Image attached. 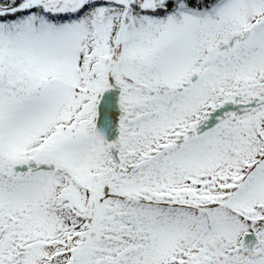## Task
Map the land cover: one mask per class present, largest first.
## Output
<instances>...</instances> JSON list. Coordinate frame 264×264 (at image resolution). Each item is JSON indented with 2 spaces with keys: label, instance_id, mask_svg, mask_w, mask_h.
<instances>
[{
  "label": "snow or ice",
  "instance_id": "1",
  "mask_svg": "<svg viewBox=\"0 0 264 264\" xmlns=\"http://www.w3.org/2000/svg\"><path fill=\"white\" fill-rule=\"evenodd\" d=\"M0 264H264V0H0Z\"/></svg>",
  "mask_w": 264,
  "mask_h": 264
}]
</instances>
